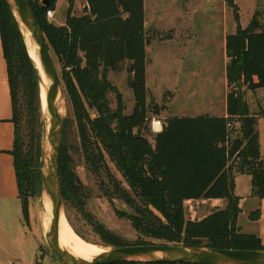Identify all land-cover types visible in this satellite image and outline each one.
I'll use <instances>...</instances> for the list:
<instances>
[{"label":"trees","instance_id":"trees-1","mask_svg":"<svg viewBox=\"0 0 264 264\" xmlns=\"http://www.w3.org/2000/svg\"><path fill=\"white\" fill-rule=\"evenodd\" d=\"M43 0H28L46 37L51 54L62 67L61 79L71 103L86 167L102 185L105 196L122 200L129 210L117 209L128 219L140 239L127 243L110 239L116 247L161 243L227 249H264L262 239L242 231L238 224L240 197L235 193V175L249 174L253 195L264 198V155L257 118L251 112L245 89L264 87V27L261 12L244 27L236 8L237 28L226 38L229 86L228 116L169 117L163 130L151 141L150 106L147 103V45L145 0H87L82 15L73 13V0L64 24L49 20L58 0L46 6ZM0 35L8 69L16 137L13 149L23 204L29 218L31 187L41 189L42 175L36 169L41 156L42 100L34 63L19 23L7 0H0ZM128 65V85L135 105L126 114L122 93L109 80L110 70ZM22 93L20 102L19 95ZM115 93L117 106L112 107ZM26 112L31 135L27 152L19 145L18 118ZM239 124L233 135L228 124ZM67 123L62 132L60 155L62 198L71 189L81 193V180L69 163L65 147ZM24 144H22L23 146ZM121 174L120 179L113 166ZM190 199H225L224 208L201 220L186 218ZM253 220L260 212L251 214ZM119 264H170L125 262Z\"/></svg>","mask_w":264,"mask_h":264},{"label":"rangeland","instance_id":"rangeland-1","mask_svg":"<svg viewBox=\"0 0 264 264\" xmlns=\"http://www.w3.org/2000/svg\"><path fill=\"white\" fill-rule=\"evenodd\" d=\"M234 1L237 5L241 25L246 27L253 15L260 11V20L264 27V0ZM59 3L61 7L58 11L54 10V16L49 18L50 21L57 24L66 20V10L70 5V0H60ZM86 3L87 0H73V13L75 15L85 13L84 5ZM235 10L236 8L229 6L227 0H145V28L146 37L149 40L147 51H152V49L161 50L164 56L163 61L168 63L167 68L173 62H177V56L180 54L181 48L186 56L191 49L195 52H197L196 50H202L207 57L213 54V51H217V59L220 60L225 35L234 33L237 28ZM52 57L61 75L62 67L53 53ZM157 65L154 61H150L149 64L147 61V68L149 66L147 79H150L147 87V103L150 106L149 115L151 119L149 121V129L152 142H154L153 137L157 133L152 126L154 118H159L163 122L165 121L163 117L169 116H200V114L197 115L196 113L195 105L202 103V101H198L199 96L190 98L182 95L181 98L179 96V99H175L171 86L165 80L159 84L155 83V74L159 73L161 76L163 73L161 65L156 68ZM108 77L122 93L123 104L126 107L124 112L126 114L132 113L135 98L133 90L128 85V65L124 64L121 70H110ZM64 90V105H62L61 110L67 123L64 145L69 155L70 166L80 177L82 187V191L79 194L74 193L71 189H67L65 192L62 211L66 217V222L72 228L74 235L79 237L81 241L103 247L106 250L116 247L112 244H106V241L110 239L118 238L127 243H134L140 239L139 234L128 219L120 217L116 212L117 209L129 210L128 206L120 199L105 196V191L102 190L100 181L92 176L86 167L80 150V140L73 109L65 87ZM245 95L247 101L251 104L250 107L254 109V112H252V109L251 112L255 116L257 115V130L261 134L264 154V117L260 118L258 123V118L261 116L260 110L264 111V87L257 90L245 89ZM19 98L21 102L22 93H20ZM111 100L112 107L115 108L117 106L115 93L111 94ZM196 101L198 102L196 103ZM29 121L28 115L23 111V114L18 118V125L19 145L21 146V152L25 151L24 153L27 152V144L31 139ZM38 123L41 126L37 130L40 135L41 156H36V169L42 175L41 189L37 190L31 187L27 191L24 186L23 190L24 195L30 199L35 231H30L29 228L27 230L24 229V231L26 230L29 233L28 235L24 234L22 226L19 228L20 231H23L21 233L17 230V227H14L17 231V233H14L17 235H12L13 228L9 226L12 223L13 216L11 217L9 213L5 215L4 226L6 228L4 227V229L8 230L0 229V231H3L0 232V242L2 243L0 246L3 247L0 248V259L5 264H35L37 258L38 263L41 261V264H64L48 244L42 218V204L45 198L42 184L46 167L45 163L47 164L48 158L43 136V112L38 117ZM231 128L233 135H237L239 124L235 123ZM22 144L24 145L22 146ZM113 169L116 175L122 179L121 174L114 166ZM235 193L240 197V207L242 209L238 219L240 228L244 233L257 235L264 244V198L253 195L252 178L249 174L237 173L235 175ZM198 200L200 202L191 201L185 203L187 219L201 220L215 210L222 208L213 202ZM226 204L227 201L225 200ZM255 211L260 212L258 220L251 218V214ZM149 241L161 243V241L154 239H149ZM35 246H40V248L35 251Z\"/></svg>","mask_w":264,"mask_h":264},{"label":"water","instance_id":"water-1","mask_svg":"<svg viewBox=\"0 0 264 264\" xmlns=\"http://www.w3.org/2000/svg\"><path fill=\"white\" fill-rule=\"evenodd\" d=\"M19 23L27 45L29 55L34 63L40 92L45 90L46 106H42L44 122V144L47 164L43 174L42 190L52 203L51 223L46 229L51 250L64 264H119L125 262H154L170 264H264V249H227L214 247H195L176 244L127 245L105 250L92 259L80 258L64 247L59 241V219L63 209L60 155L62 132L65 123L60 107L64 105L65 90L63 82L52 57L46 37L38 23L28 0H7ZM52 0H43L48 6ZM25 30L29 32L28 41ZM29 46L37 49V62L30 54ZM61 105V106H60Z\"/></svg>","mask_w":264,"mask_h":264},{"label":"crops","instance_id":"crops-1","mask_svg":"<svg viewBox=\"0 0 264 264\" xmlns=\"http://www.w3.org/2000/svg\"><path fill=\"white\" fill-rule=\"evenodd\" d=\"M59 2L60 0H58L57 9L55 11H58L61 7ZM87 8L88 2L86 3V5H84V9L86 10ZM64 23L65 21L63 20L58 24L61 25ZM229 34L230 33L226 34L223 40V52L221 54L220 60L217 59V51H213V54L207 57L204 52H202V50H196L197 52H195L191 49L188 51L189 53L186 56L184 55V51L181 48L180 54L177 56V62H173L171 66L167 68L168 63L163 61L164 56L162 54V51L159 49H152V51L149 50L148 64L150 63V61H154V63L158 64L156 68L161 65L163 69V73L161 74V76L159 75V73L155 74L154 82L159 84L161 81L165 80L166 83L171 86V90L175 94V99H179V96L181 98L182 95L190 98L199 96L198 101H202V103L195 105L197 115L200 114L210 116H228L227 103L229 86L227 80L228 56L226 52V38ZM148 73L149 71L146 74L147 76ZM149 81L150 79L148 80L146 78L147 87L149 86ZM198 101H196V103ZM251 109L252 112H254V109ZM260 113L261 116H259L258 118V123L259 119L264 117V111L260 110ZM169 117H163V119L166 120ZM12 119L13 104L11 88L9 84L8 69L6 60L4 58V51L0 35V229H4V217L9 213L11 214V217L13 216L12 223H10L9 227L13 228L11 234L14 235L17 233L14 227H17V230L19 231L20 226H22L23 231L24 229L27 230V228H29L30 231H35V227L33 225L31 204L29 207L28 220L25 219L23 214V204L20 197L15 158L12 152L14 149L16 137V128ZM155 121H158L160 123V130L158 131L155 130ZM163 124L164 121L162 122V120H160L159 118H154L152 121L153 129L157 133L163 130ZM259 135L262 148L260 132ZM202 200L203 202H213L214 204H218L222 208L226 206L225 199ZM191 201L200 202V200L197 199H190L186 202ZM6 230L8 229H4V231ZM26 230L24 231V234L29 235ZM0 244L2 243L0 242ZM0 248L3 247L0 246ZM38 248H40V246H35L34 250L36 251ZM40 262L41 261H39L38 263L37 258L35 264H41ZM0 264H5V262L0 259Z\"/></svg>","mask_w":264,"mask_h":264},{"label":"bare ground","instance_id":"bare-ground-1","mask_svg":"<svg viewBox=\"0 0 264 264\" xmlns=\"http://www.w3.org/2000/svg\"><path fill=\"white\" fill-rule=\"evenodd\" d=\"M25 35L27 36L28 41L31 43L29 39V32L25 30ZM35 49L32 48V46H29L30 54L33 56L34 59L39 62L37 57V49L34 46ZM42 95V104L43 107L46 106V95L45 90L42 88L41 90ZM61 106V105H60ZM62 110V106L60 107V112ZM155 130H160V123L158 121H155L154 123ZM46 164V163H45ZM45 167V166H44ZM45 207V213H44V227L46 229L49 228L51 223V216H52V203L49 199L45 201L44 204ZM59 241L62 247L73 253L74 255L83 258V259H92L94 256L103 253L106 249L99 246H94L88 242L81 241V239L74 235L72 228L67 224L66 217L61 212V216L59 219ZM109 250V249H108Z\"/></svg>","mask_w":264,"mask_h":264},{"label":"built area","instance_id":"built-area-1","mask_svg":"<svg viewBox=\"0 0 264 264\" xmlns=\"http://www.w3.org/2000/svg\"><path fill=\"white\" fill-rule=\"evenodd\" d=\"M54 13H55V11L52 10V9H49L47 11V15H48L49 18H52L54 16ZM228 127L231 128L232 127V124H228Z\"/></svg>","mask_w":264,"mask_h":264}]
</instances>
